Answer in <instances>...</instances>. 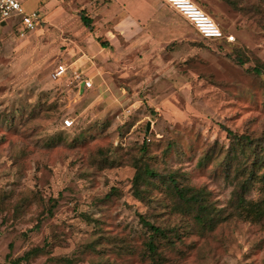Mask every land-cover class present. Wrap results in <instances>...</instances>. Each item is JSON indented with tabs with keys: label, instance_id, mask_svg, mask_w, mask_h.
Instances as JSON below:
<instances>
[{
	"label": "rangeland",
	"instance_id": "374dc122",
	"mask_svg": "<svg viewBox=\"0 0 264 264\" xmlns=\"http://www.w3.org/2000/svg\"><path fill=\"white\" fill-rule=\"evenodd\" d=\"M71 1L47 2L48 13L37 8L39 24L26 36L11 24L18 14L0 24V198L9 202L0 214V264H155L143 253L139 215L177 234L158 249L160 264H264V222L231 217L202 235L171 212L161 189L135 197L128 164L129 149L144 143L155 164L178 169L226 206L233 185L218 163L225 150L212 163L198 160L213 143L216 150L230 144L223 127L264 132V74L247 70L264 63V0H233L240 9L191 0L231 43L204 39L191 26L190 36L172 40L114 14L111 0ZM38 2L23 0V11ZM75 6L97 16L95 32L108 49L81 29ZM59 65L65 71L56 76ZM84 79L91 86L81 92ZM173 141L178 147L163 157ZM100 149L111 165L95 166ZM50 198L56 205L48 214ZM32 248L39 250L17 261Z\"/></svg>",
	"mask_w": 264,
	"mask_h": 264
},
{
	"label": "trees",
	"instance_id": "16d2710c",
	"mask_svg": "<svg viewBox=\"0 0 264 264\" xmlns=\"http://www.w3.org/2000/svg\"><path fill=\"white\" fill-rule=\"evenodd\" d=\"M226 1L234 8L240 9L233 0ZM79 15L83 25L91 31L92 18L84 10H81ZM261 26L264 29V24ZM96 39L99 40L98 37ZM221 39L227 43H231L234 40ZM208 40L215 41V39ZM100 44L104 47L108 46L106 41H100ZM242 56L240 52L237 54V62L244 64L245 61ZM247 70L254 74H264V63L257 61L255 65L249 66ZM223 128L226 132V137L230 140V144L225 148L222 146L216 150L217 145L213 143L200 156L198 164L212 163L218 159L217 157L220 156L221 151L225 150L218 163L221 165L224 178L230 179L233 185L231 197L226 206L218 208L210 200L209 191L204 186L195 187L188 184L185 182V175L179 174L178 169H166L163 162L162 164L160 162L155 164L157 156L152 155L148 150V146L144 143L130 148L128 154V164L134 169L131 180L134 196L138 199H143L147 191H152L155 188L161 189V192L170 201L171 212L179 213L188 218L202 235L213 231L219 224L231 217L251 221L252 223H263L264 132L254 135L246 132L236 133L227 127ZM78 138L83 140V135L78 136ZM171 146L178 147V144L174 141L168 143L167 148L162 153L163 157ZM98 154L100 159L93 160L96 167L101 168L111 165L113 160L107 158L105 151L100 149ZM250 191H254L253 196H250ZM49 200L47 213L51 214L53 207L56 205V199L50 198ZM4 202L5 204L7 203L5 198H0V214L9 209L7 206H2ZM19 207L21 206L17 204L13 207V210L18 212ZM139 218L142 226L146 229L147 237L143 241V253L152 263L160 264L164 258L158 249L162 245H172L171 234L174 236H177V234H175L173 228L155 225L141 215H139ZM38 250L37 248H32L19 257L17 261L27 260L29 255L36 254Z\"/></svg>",
	"mask_w": 264,
	"mask_h": 264
},
{
	"label": "crops",
	"instance_id": "0c3cea01",
	"mask_svg": "<svg viewBox=\"0 0 264 264\" xmlns=\"http://www.w3.org/2000/svg\"><path fill=\"white\" fill-rule=\"evenodd\" d=\"M57 1L58 0H39L38 5H36V8L34 10H37V8L43 6V8L46 9L47 13H48L47 6L50 5V3H52L53 6L52 7L48 6V7L54 8L56 6L55 3H57ZM21 2H23V0H21ZM47 2H48V5H47ZM71 2L74 3L75 0H72ZM110 6H111V11L114 14L117 12L118 13L121 12L120 14H122V15L125 14L135 24L144 23L145 26H150V27L151 26H157L161 30L164 29V32L172 40L178 39L179 37L181 38L183 35H186V34L189 35L190 32H188V30L191 29V27L193 28V30L196 31V29L190 24V22L184 16H182L176 9H174L172 6H170L165 0H111ZM84 7L85 6L73 7L75 17H77L76 18L77 23L80 25L81 29L86 30L88 35L92 36L91 39L94 38V40L96 41L97 40L96 38L98 37L99 40H97V42L99 44H100V41H106L108 46L104 47L101 44H100V46L103 49H108L110 47L109 41L106 39H103L101 36L102 34H99L101 32L97 29V24H96L97 20L95 19L97 16L96 17L93 16V18L95 17L94 18L95 20H94L92 18V16L89 15L92 18V23H91L92 30L91 31L88 30L83 25L79 14H80L81 10H84ZM25 13H27V12H25ZM49 15L52 16V14H48L47 16L49 17ZM18 16H19V20L17 22H13L11 24H12V26L13 25L16 26L15 29H16V31L20 32L21 37L26 36V35H24V33L26 34L28 32L29 33L34 32L37 29L39 22H37L35 24V27L32 28L31 30L24 29L23 25L21 24V15H18ZM1 22H4V24H2ZM0 24L5 25V24H7V21L0 19ZM64 25H66V24H64ZM98 25H99V23H98ZM66 26H69V25H66ZM96 30H98L99 33L95 32ZM93 34H95V35H93ZM113 34H117V33H112V35ZM190 35H191V33H190ZM81 82H83V80H81L78 84L79 90H80L79 86H80ZM85 90H86V88L83 85V91H85Z\"/></svg>",
	"mask_w": 264,
	"mask_h": 264
},
{
	"label": "built area",
	"instance_id": "2783aa9c",
	"mask_svg": "<svg viewBox=\"0 0 264 264\" xmlns=\"http://www.w3.org/2000/svg\"><path fill=\"white\" fill-rule=\"evenodd\" d=\"M170 6L176 9L182 16H184L190 24L196 29L201 37L207 39H221L226 38L229 41L233 40L232 35L225 34L219 25L210 17L205 11L199 8L191 0H165ZM18 14L21 15V24L24 29L31 30L40 19L38 11L34 10L30 13H25L22 8L21 0H0V19L7 18ZM65 71V67L59 65L55 70V75H61ZM83 85L85 88L91 86L89 80L84 79ZM64 123L69 126L71 121L65 119Z\"/></svg>",
	"mask_w": 264,
	"mask_h": 264
},
{
	"label": "water",
	"instance_id": "95a60500",
	"mask_svg": "<svg viewBox=\"0 0 264 264\" xmlns=\"http://www.w3.org/2000/svg\"><path fill=\"white\" fill-rule=\"evenodd\" d=\"M2 24H4V22H1ZM80 91H83V82L80 83ZM146 130H148V125L146 126Z\"/></svg>",
	"mask_w": 264,
	"mask_h": 264
}]
</instances>
